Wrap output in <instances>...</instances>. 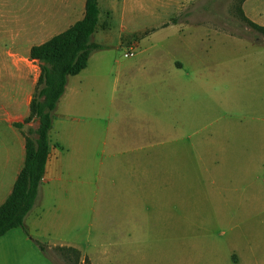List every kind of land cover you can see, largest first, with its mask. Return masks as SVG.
<instances>
[{
    "label": "rangeland",
    "instance_id": "obj_1",
    "mask_svg": "<svg viewBox=\"0 0 264 264\" xmlns=\"http://www.w3.org/2000/svg\"><path fill=\"white\" fill-rule=\"evenodd\" d=\"M61 1L0 0L3 54L15 52L16 30L30 35L62 14ZM174 1L145 0L140 12L99 0L102 49L51 113L54 181L39 187L27 228L0 238V264H72L39 249L62 241L87 253L110 244L131 262L146 253V263L158 251L222 261L264 247V37L242 20L240 0H185L176 14ZM250 2L264 12V0ZM35 64L18 62L27 92ZM7 133L0 124V148Z\"/></svg>",
    "mask_w": 264,
    "mask_h": 264
},
{
    "label": "crops",
    "instance_id": "obj_2",
    "mask_svg": "<svg viewBox=\"0 0 264 264\" xmlns=\"http://www.w3.org/2000/svg\"><path fill=\"white\" fill-rule=\"evenodd\" d=\"M180 1L181 0L174 1V6L176 8L174 14L180 11V7L184 6L183 2L185 0H183L182 2ZM250 1L251 0H245L242 3L241 10L243 12V15L252 23L264 27V12H262L261 9H257L255 7V4L252 5ZM84 2L85 0H62V5H59L60 9L62 8L61 10L59 9L60 11H62V14L59 11L60 14H57L56 16L49 15L46 21L44 20L43 22H41V24L37 26L35 31H33L30 35L25 34L20 38V34L17 30L15 36L13 34L11 35L10 38L12 40V44H15V52L7 51L4 55L3 51L0 49V124L5 126L8 130L6 136L7 139L4 144H2V148H0V205L10 195L14 182L24 162V138L20 130L15 128L13 124L21 123L28 117L29 103L33 95V89L30 90V92H27V90L23 88V83L21 82V80L26 77V74H24L25 72L18 69V62H20V58H23L24 60H29L32 63H36L35 61L29 59L30 48L32 46L40 45L46 42L51 37L66 30L76 21L82 19L84 14ZM136 2L137 0H123L124 10H130L133 6L135 8V5L138 4L139 11L145 12V0H138V3ZM2 14L3 11L0 9V23L2 21ZM107 29L108 27H103V24L97 23L96 30L92 36V42H94L97 37L102 38L104 35V30ZM199 29L206 30L205 28ZM4 62H8L9 65H3ZM35 65L38 68L37 63ZM69 78L67 80L65 91L59 99L58 103L68 93ZM32 123L33 122H30L24 125L22 129L24 130L28 127L32 128ZM34 123L35 126L33 127V129H35L37 126V123ZM53 129L54 128L52 123L50 133L53 132ZM50 137L51 136L49 134V157L47 159L44 176L41 181V185H45V188H48L54 181V177L48 176L49 170H58L57 166L60 161V154L56 157L57 152L54 151V148L55 146H57V144L54 141H51ZM55 180H58V178H56ZM41 185L40 188L42 187ZM34 218L38 219L40 222L43 219V216H39L36 214L34 215ZM26 219L28 220L29 218H25L24 220L25 228H27ZM252 235L254 236L252 240L260 238V235L258 236V233H254ZM120 238H124V236ZM121 244L123 246L124 242H120V245ZM98 246L99 248L97 251L87 253L83 251V248L76 245L75 243H67L62 241L59 243H48L44 245L47 250H51L52 248L55 249L58 247L75 249L80 254L79 264H83L84 258H87L90 264H264V247L259 246V243L257 247L255 243H252L250 247L245 248L238 253L232 254L229 257L230 259L224 256L222 261L215 259L214 256L212 254L210 255L208 251L204 252V250L200 249H174L169 251L156 252L153 257H149V263H146V253L140 252L139 255H137L138 257L135 259L136 261L131 262L128 252L121 255L112 252L113 250L111 249L110 244L106 245L103 243H99ZM114 256H116V258L119 260H112Z\"/></svg>",
    "mask_w": 264,
    "mask_h": 264
},
{
    "label": "trees",
    "instance_id": "obj_3",
    "mask_svg": "<svg viewBox=\"0 0 264 264\" xmlns=\"http://www.w3.org/2000/svg\"><path fill=\"white\" fill-rule=\"evenodd\" d=\"M244 1L240 0V4L242 5ZM239 13L249 28L264 37V27L249 21L243 15L241 7ZM98 15V0H85L82 19L29 50V59L37 63L39 73L29 103L28 117L21 123L13 124L24 138L25 155L12 191L0 205V237L12 229L23 228L25 217L37 203L39 187L49 157L51 113L65 91L68 78L84 70L90 55L102 49V46L92 42ZM177 20L178 18H173L172 23H177ZM30 122H36V128L28 127L23 130V126ZM39 249L47 254V249L43 245H39ZM55 250L66 263H80V254L75 249L58 247ZM83 264L90 262L84 258Z\"/></svg>",
    "mask_w": 264,
    "mask_h": 264
},
{
    "label": "built area",
    "instance_id": "obj_4",
    "mask_svg": "<svg viewBox=\"0 0 264 264\" xmlns=\"http://www.w3.org/2000/svg\"><path fill=\"white\" fill-rule=\"evenodd\" d=\"M134 45L133 44H130V47L129 49L123 54V57L124 58H131L134 56Z\"/></svg>",
    "mask_w": 264,
    "mask_h": 264
}]
</instances>
